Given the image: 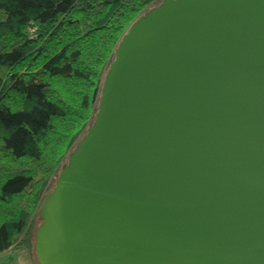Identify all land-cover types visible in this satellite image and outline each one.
Segmentation results:
<instances>
[{
  "label": "water",
  "instance_id": "95a60500",
  "mask_svg": "<svg viewBox=\"0 0 264 264\" xmlns=\"http://www.w3.org/2000/svg\"><path fill=\"white\" fill-rule=\"evenodd\" d=\"M98 94L37 264H264V0H161Z\"/></svg>",
  "mask_w": 264,
  "mask_h": 264
},
{
  "label": "trees",
  "instance_id": "16d2710c",
  "mask_svg": "<svg viewBox=\"0 0 264 264\" xmlns=\"http://www.w3.org/2000/svg\"><path fill=\"white\" fill-rule=\"evenodd\" d=\"M160 2L0 0V255L35 260L44 193L93 122L122 35Z\"/></svg>",
  "mask_w": 264,
  "mask_h": 264
},
{
  "label": "rangeland",
  "instance_id": "374dc122",
  "mask_svg": "<svg viewBox=\"0 0 264 264\" xmlns=\"http://www.w3.org/2000/svg\"><path fill=\"white\" fill-rule=\"evenodd\" d=\"M2 72H0L1 74ZM96 97H98V93L96 94ZM0 162L2 164V159H1V156H0ZM59 172V171H58ZM58 174V173H57ZM55 178V177H54ZM53 181V180H52ZM51 181V185H52V182ZM50 185V186H51ZM48 187V186H47ZM48 189L51 190V187H48ZM49 190V191H50ZM48 191V192H49ZM46 193H44V196H45ZM43 196V197H44ZM42 197V198H43ZM42 203V202H41ZM41 205V204H40ZM39 205V207H40ZM39 207H38V210H39ZM37 210V211H38ZM2 221V205H0V222ZM32 250H33V245H32ZM0 263L1 264H37L34 260V258H29L26 254L25 251H22L19 250V251H13V252H8L6 254H3L2 256L0 255Z\"/></svg>",
  "mask_w": 264,
  "mask_h": 264
},
{
  "label": "crops",
  "instance_id": "0c3cea01",
  "mask_svg": "<svg viewBox=\"0 0 264 264\" xmlns=\"http://www.w3.org/2000/svg\"><path fill=\"white\" fill-rule=\"evenodd\" d=\"M1 256H2V254H1ZM1 264V263H0Z\"/></svg>",
  "mask_w": 264,
  "mask_h": 264
}]
</instances>
